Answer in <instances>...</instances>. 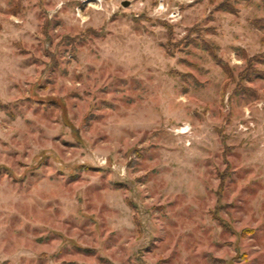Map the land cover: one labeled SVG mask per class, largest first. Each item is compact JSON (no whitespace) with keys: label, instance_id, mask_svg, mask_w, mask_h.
<instances>
[{"label":"rangeland","instance_id":"rangeland-1","mask_svg":"<svg viewBox=\"0 0 264 264\" xmlns=\"http://www.w3.org/2000/svg\"><path fill=\"white\" fill-rule=\"evenodd\" d=\"M0 264H264V0H0Z\"/></svg>","mask_w":264,"mask_h":264},{"label":"water","instance_id":"water-1","mask_svg":"<svg viewBox=\"0 0 264 264\" xmlns=\"http://www.w3.org/2000/svg\"><path fill=\"white\" fill-rule=\"evenodd\" d=\"M123 5H126L125 3Z\"/></svg>","mask_w":264,"mask_h":264}]
</instances>
